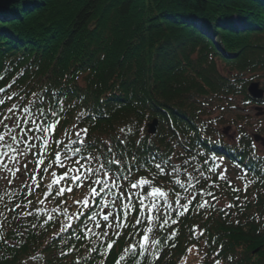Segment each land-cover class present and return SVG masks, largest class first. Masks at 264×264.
<instances>
[{
    "label": "trees",
    "instance_id": "16d2710c",
    "mask_svg": "<svg viewBox=\"0 0 264 264\" xmlns=\"http://www.w3.org/2000/svg\"><path fill=\"white\" fill-rule=\"evenodd\" d=\"M252 82L264 90V0H23L0 12V88L5 89L0 97L16 93L0 105V114L21 98L27 105L35 93L44 98L46 110L58 113L52 117L48 111V122L59 120L47 149L41 139L35 142L52 165L47 173L41 166L35 184L45 178L39 188L30 179L35 150L20 157L15 176L0 170V264H116L122 254L120 264H264V155L245 129L248 116L241 112L228 121L222 111L235 97L251 101ZM154 120L158 130L150 135ZM82 129L87 133L80 139L95 145L85 154H115L129 165L127 172L111 167L127 175L119 190L131 194L132 203L138 206L152 187L168 193L167 200L155 201L167 213L162 217L167 225L158 227L162 220H157L133 226L145 212L131 211L126 219L121 215L126 226L118 237L110 230L108 237L85 239L81 227L72 233L88 222V209L76 201L90 198L89 188L74 186L63 197L45 198V193L51 171H63L54 164L63 148L56 141L67 142ZM257 132L264 136V127ZM153 156L165 161L163 170L142 163ZM219 169L225 170L223 180ZM141 178L150 184L131 189ZM178 179L217 199L198 195L183 216L174 213L176 192L187 199ZM205 198L214 207L196 206ZM41 199L44 205L38 204ZM29 200L30 206L10 210ZM37 207L58 210L49 221ZM28 211L32 215L23 214ZM148 226L161 244L144 255L139 249L124 253ZM111 240L116 241L112 250L102 255Z\"/></svg>",
    "mask_w": 264,
    "mask_h": 264
},
{
    "label": "snow or ice",
    "instance_id": "6c2138e0",
    "mask_svg": "<svg viewBox=\"0 0 264 264\" xmlns=\"http://www.w3.org/2000/svg\"><path fill=\"white\" fill-rule=\"evenodd\" d=\"M11 85H9V88ZM5 89L0 88V93H4ZM33 96L36 97L35 100L29 101L27 105L23 104L21 98V103H14L10 108L7 109V112L4 114H0V124H3L4 131H0V170L2 171H11L12 175L15 176L17 172L20 171L21 160L20 157H26L27 154L33 153L35 150V154L33 155L32 163H34L35 167L32 172L33 175L30 177L32 181H37V175L40 174L41 166L43 167V171L47 173L49 168L52 167L50 164H46L45 158L40 154V149L36 146V140L41 139L44 145V148L47 149L50 145V134H52L56 128L59 120L57 119L54 123L48 122V111H51L52 117H56L58 113L54 110L47 109L44 105V98L42 96H37V94L33 93ZM16 97V93H10L6 98L0 97V105H4L7 100H13ZM86 115L85 113H81V116ZM8 121V123H5ZM124 131L123 129L121 130ZM130 131V130H129ZM39 133V135H37ZM82 133H87V129H82L76 131L73 137H69L67 142L64 140L56 141L57 144L62 145V151L57 150L54 156V164L58 165L62 172L57 173V171H51V180L46 186L48 191L45 193V198L50 197L53 193L57 197H63L65 192L71 193L73 191V187L75 186L77 189L83 186H87L90 190V198L99 197L97 200L91 201V203H95L100 206L99 209L95 211V214L92 211H89L88 215L85 217V220L88 221L85 223L81 221L80 225L77 227L82 228V234L85 239H91L93 236L99 238L100 236L108 237L110 235V230L115 233L118 237L120 233V229L125 227L126 225L121 222V215L126 219L127 215L131 211H144L145 219L142 220L139 215L135 219V225H141L145 221L148 225H152L157 220H162L163 215L167 213L164 211L161 205H158L155 201L157 199L163 198L167 200L168 193L162 191L159 187H152L150 191L146 195H143L139 198V205L132 203V195H125L124 192L120 191V184L122 181L127 180V175H121L119 171L114 172L112 169V165H120L124 172L129 170L128 164H121V160L117 159L115 154L112 153V149L109 146L108 152L111 155H93L92 153H87L88 147H94L93 144H85L84 140L80 139ZM68 134L65 133V136ZM54 139V138H53ZM71 145V146H70ZM254 147V146H253ZM5 157L8 158L7 162H5ZM143 164L154 165L155 168L159 170H163V165L165 163L164 160H158L157 157L153 156L151 160H145L142 162ZM170 163V161H169ZM28 161L25 159L23 162V167L25 171H27ZM10 165L13 166L10 168ZM140 167V165H137ZM173 172H178L174 165L172 166ZM210 171L216 172L217 169L213 168ZM220 175L219 179L223 180L225 177L223 175L224 169H219ZM44 176L40 177V181L35 184L36 188L41 186V182L44 179ZM177 184L180 185L181 189H184L187 194L186 200H181L179 197L181 196L180 192H176V196L178 197L175 200V204L179 205V209H173L174 213L178 211L180 216H183L185 212L188 210L189 206L193 204V201L197 199V196L202 197H212L213 200L217 199L212 192H199L195 193L191 191V189L195 188V185H191V189H185L184 183L181 180L176 181ZM150 181L145 178L139 179L138 183H132L130 185L131 189L142 188L145 185H149ZM189 184L191 182L189 181ZM229 184L231 182L229 181ZM26 187H29L26 182ZM234 191H239V189H234ZM33 193L28 191L26 195L31 196ZM90 198L86 197L82 201H76L77 204H83L85 207L90 206ZM239 199V197H237ZM117 200L127 201L118 204ZM63 202V201H62ZM32 204V201H27L26 205H21L19 203L15 204L12 211L15 208L28 207ZM39 205H44L45 200L41 199L38 201ZM197 207L200 208H211L214 205L210 202L209 199H203ZM234 205L228 204L227 207L231 208ZM119 208L120 213H114L109 209ZM169 208L173 206L171 204L168 205ZM58 209L53 208L51 210L47 208L37 207L35 211L37 213L46 214L47 220H53V214ZM155 213V215H154ZM25 215H32L31 211L23 213ZM65 215H67V210H65ZM69 220L73 219V216L67 215ZM78 218V217H77ZM110 218L112 223H109ZM171 219V217H170ZM172 224H176L177 221L175 219H171ZM91 224V226H89ZM168 224V220H162L161 224H158V227H162ZM68 227H71L69 225ZM103 228V231H97V229ZM65 229L62 228L61 231ZM156 229L151 226H148L144 230V234L140 235L138 231L135 235L138 236V241L135 244H131L129 248L124 249V253H128L131 251L133 254L137 253V249L140 250V254L144 255L147 253L153 246H159L161 241L159 239H154L150 236ZM178 230L170 233L171 239L175 240ZM203 231H201V235ZM115 240H111L106 244L105 252L102 255L107 256L112 250ZM175 247L173 243L171 245ZM95 251L96 249H92ZM191 252V249H188ZM66 255L67 253H62ZM153 255L156 259H159V253L153 252ZM126 258L125 255H120L116 264H120ZM79 264V262H76ZM219 264V262H217Z\"/></svg>",
    "mask_w": 264,
    "mask_h": 264
},
{
    "label": "water",
    "instance_id": "95a60500",
    "mask_svg": "<svg viewBox=\"0 0 264 264\" xmlns=\"http://www.w3.org/2000/svg\"><path fill=\"white\" fill-rule=\"evenodd\" d=\"M23 0H0V12L7 11L11 6L20 3ZM250 94L255 97V98H262L263 97V92L259 90V86L257 84H254L251 86L249 89ZM156 131V124H153L150 127V132L155 133Z\"/></svg>",
    "mask_w": 264,
    "mask_h": 264
},
{
    "label": "rangeland",
    "instance_id": "374dc122",
    "mask_svg": "<svg viewBox=\"0 0 264 264\" xmlns=\"http://www.w3.org/2000/svg\"><path fill=\"white\" fill-rule=\"evenodd\" d=\"M255 115H256V112L252 109V107L248 108L247 112L244 113V116H248V118H249L248 122L253 124L254 131L258 130L261 126L264 127V117L261 118L259 122H257L258 120H256ZM249 131H250V129H249ZM259 150H262L261 154H264L263 148L260 147Z\"/></svg>",
    "mask_w": 264,
    "mask_h": 264
}]
</instances>
